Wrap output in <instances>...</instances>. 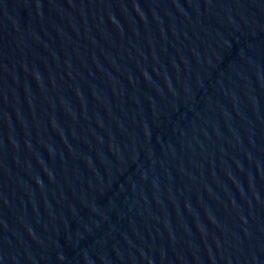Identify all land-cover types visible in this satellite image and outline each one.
Listing matches in <instances>:
<instances>
[{
	"label": "water",
	"instance_id": "obj_1",
	"mask_svg": "<svg viewBox=\"0 0 264 264\" xmlns=\"http://www.w3.org/2000/svg\"><path fill=\"white\" fill-rule=\"evenodd\" d=\"M0 264H264V0H0Z\"/></svg>",
	"mask_w": 264,
	"mask_h": 264
}]
</instances>
